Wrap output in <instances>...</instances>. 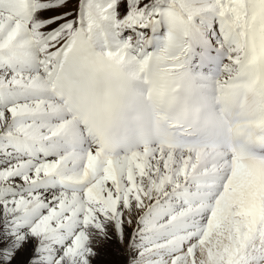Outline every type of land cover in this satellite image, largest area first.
Segmentation results:
<instances>
[{
	"label": "snow or ice",
	"instance_id": "6c2138e0",
	"mask_svg": "<svg viewBox=\"0 0 264 264\" xmlns=\"http://www.w3.org/2000/svg\"><path fill=\"white\" fill-rule=\"evenodd\" d=\"M177 70L218 129L137 127ZM104 255L264 264V0H0V264Z\"/></svg>",
	"mask_w": 264,
	"mask_h": 264
},
{
	"label": "bare ground",
	"instance_id": "6f19581e",
	"mask_svg": "<svg viewBox=\"0 0 264 264\" xmlns=\"http://www.w3.org/2000/svg\"><path fill=\"white\" fill-rule=\"evenodd\" d=\"M124 68H125L129 73H135L136 70H137L136 66L131 65V64L126 65ZM117 259H119V257H113V256H110V255H104V256H101V258H100L98 264H110V262L115 261V260H117Z\"/></svg>",
	"mask_w": 264,
	"mask_h": 264
}]
</instances>
